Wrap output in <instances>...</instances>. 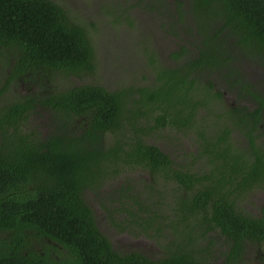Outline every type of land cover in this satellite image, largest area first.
<instances>
[{"label": "trees", "instance_id": "obj_1", "mask_svg": "<svg viewBox=\"0 0 264 264\" xmlns=\"http://www.w3.org/2000/svg\"><path fill=\"white\" fill-rule=\"evenodd\" d=\"M132 1L104 0L107 21L95 23L66 0H0V264H220L210 262L218 235L229 246L215 254L222 264H249L242 242L264 237V212L240 205L242 184L260 176L239 160L246 141L256 148L253 113L227 109L214 91L221 81L263 105L241 63L258 57L264 68V0ZM137 8L161 17L143 36ZM113 34L133 53L115 86L98 56ZM32 68L59 77L34 91L54 123L44 136L23 130L27 106L12 88ZM192 131L196 151L178 147ZM121 233L154 255L120 248Z\"/></svg>", "mask_w": 264, "mask_h": 264}, {"label": "flooded vegetation", "instance_id": "obj_2", "mask_svg": "<svg viewBox=\"0 0 264 264\" xmlns=\"http://www.w3.org/2000/svg\"><path fill=\"white\" fill-rule=\"evenodd\" d=\"M258 58V57H256ZM256 58L254 60H247V59H242L241 63V69L243 65L245 64V68H247L246 73L252 83L253 87L252 90L254 91L255 96L258 95V97L262 100H264V75L262 71L264 70L263 66L261 64H257ZM0 70L3 72V69L0 68ZM25 73H28L27 75H22V73H18V90L15 91L14 88L13 90L16 92V95H18V99L22 104L27 106V110L24 113V119L27 117V121L29 124H26L23 130H30L31 135L37 133L43 134V136L47 133V131L51 130L52 123L47 119V113L44 111V109L38 104V97L35 95L34 92L35 90L40 89V87H44L45 84L50 81V82H57L59 77H56L53 75V73H46L42 70H35V68H32L30 70H27ZM8 70H7V76H8ZM123 76V75H122ZM69 79H72L75 82V85H79L80 83L77 82L76 77L72 75L69 77ZM62 81L65 82V79H62ZM82 81V80H81ZM126 81V79H125ZM114 84L112 86L117 85L116 82H113ZM11 84V83H10ZM16 84L13 82V85ZM219 87H216L214 91H220L222 93V97L224 99V104L226 105L227 109H234V108H239L240 110H247L250 111L252 117L247 119V123H250V128L251 130L254 128L256 125V131H252V135L255 138V150L253 149H248V142L246 141L245 144V149L242 151V154L240 156V161L242 163L241 168H243L245 171L250 170L255 173H258L259 180L257 183L251 182L250 184L243 183L242 186L243 188L247 187L250 188L248 190V193L246 197L242 200L240 203L241 207L243 210L247 213L255 214V216L260 217L263 219L262 213L264 212V103L261 105L258 101L254 100L252 96L246 95L242 98H237L234 94H230L226 91V85H224L223 82L219 81ZM51 84H49L48 88L45 89V91H50L52 88L50 87ZM75 87V86H74ZM78 87V86H76ZM72 88V86H71ZM43 91V92H45ZM6 95V94H5ZM231 97L229 101H226V96ZM32 103V106H28L27 104ZM42 110L41 114L42 117H40L39 111ZM256 115V118L254 119V116ZM22 120V121H23ZM80 124L81 126H86L87 121H86V116H79ZM223 121V119H221ZM255 120V122H254ZM259 120V121H258ZM21 121V122H22ZM25 121V122H27ZM24 122V124H25ZM32 124H36L37 130H32L29 128ZM51 124V125H50ZM27 127V128H26ZM230 127V126H229ZM86 128V127H85ZM82 129H78L77 131H80ZM32 131L34 133H32ZM158 135L162 133V131L157 130ZM189 135L186 137H181L182 140L180 139L179 141L182 142V144L179 142L178 147H183L187 151L191 150L193 152L196 151V145L195 147L192 146L194 144V140L196 139V136L194 135V131L192 132H187ZM195 134L197 133V130H195ZM188 138V139H186ZM189 138L191 140L189 141ZM151 137H147L146 141L149 142ZM155 140V139H154ZM176 143V142H175ZM172 150V149H171ZM241 150V149H240ZM173 151L172 155L174 154ZM176 155V153H175ZM210 154L203 155V157L206 160L210 159ZM259 166V169L257 170L256 166ZM135 173H133V177H137ZM251 186V187H250ZM264 222V221H263ZM213 232V231H212ZM215 233V231H214ZM249 238H246L243 242L242 245L240 246V251L243 255V258L247 261H249V264H264V237L261 239H257L253 236H248ZM259 237V236H258ZM225 239V240H224ZM218 240V249L220 251H223L225 249H229V246L227 244L226 237H222L220 235L217 236ZM234 242V241H231ZM52 244L55 245L54 242L51 241ZM220 243L223 244L222 247H220ZM151 248H149L150 250ZM50 252L49 254L51 256H54V251H52L49 248ZM210 262L211 263H217L220 262L222 264V260L220 259L219 256H216L215 254L219 253L220 251H216L214 254H212V248L210 249ZM150 254V252H148ZM253 259V260H252Z\"/></svg>", "mask_w": 264, "mask_h": 264}, {"label": "rangeland", "instance_id": "obj_3", "mask_svg": "<svg viewBox=\"0 0 264 264\" xmlns=\"http://www.w3.org/2000/svg\"><path fill=\"white\" fill-rule=\"evenodd\" d=\"M61 1V0H60ZM67 3H69L70 9L75 12L78 10V14H80L83 17H86V19H90L91 22H97V20H100V23H103L104 21H107V17L100 11L101 5L104 3V0H66ZM108 1V0H106ZM172 1V0H169ZM186 1V0H185ZM137 2V0H133L132 3ZM69 9V10H70ZM136 14H137V26L139 28H136L135 34L139 33V35L143 36V26H145L146 21L149 23H153V27L157 26L158 23H160L161 17L157 18L152 12H149L145 15L146 19L143 15V13L137 8L136 9ZM135 24V19L133 20ZM162 28V27H161ZM163 30V29H162ZM117 32V31H115ZM111 39L109 42H105L103 44H100L98 47V56L99 60L100 58L103 60L101 62L102 65V73L104 74L106 72L107 75H104L101 77V80L109 85H113V82L117 83V78L122 74V78H125L124 75L126 73H123L124 70L127 71L128 73L131 72V66L130 65V60L129 57L133 54L131 51V42L129 38H123L120 35L113 34L111 36ZM104 55L102 54V52ZM129 62V63H128ZM243 71L246 72L247 68H245V64L242 67ZM246 69V70H245ZM98 76L96 75L93 79L98 80ZM110 76V80H109ZM13 88L15 91L18 90V85H13ZM231 97L228 95L226 96V101H229ZM87 196L90 197L92 204L94 206V212L96 216L99 218L98 221L100 223H105L102 225V229L105 231H108L109 228V223L106 224V216L104 211L99 208L98 206V198L95 197V194L93 192H88ZM116 239L114 242L117 244L120 248L124 250H130V249H135V250H141L144 252H150V255H154L153 252V246L149 242H145V244L142 240L140 239H133L130 236H128L126 233H121V234H116ZM38 246L39 244H35ZM149 248H151L149 250Z\"/></svg>", "mask_w": 264, "mask_h": 264}]
</instances>
